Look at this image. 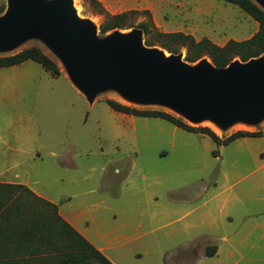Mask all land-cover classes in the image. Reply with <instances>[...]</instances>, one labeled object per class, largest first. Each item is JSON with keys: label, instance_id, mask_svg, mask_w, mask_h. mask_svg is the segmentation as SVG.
<instances>
[{"label": "rangeland", "instance_id": "1", "mask_svg": "<svg viewBox=\"0 0 264 264\" xmlns=\"http://www.w3.org/2000/svg\"><path fill=\"white\" fill-rule=\"evenodd\" d=\"M72 6L93 24L97 39L138 32L143 44L180 55L190 67L214 65L207 56L186 61L184 37L223 47L259 30L252 17L224 0H72ZM8 7L9 0H0V19ZM123 13L129 15L122 28L101 32L110 17ZM30 47L59 72L55 76L32 60L0 68V181L12 182L7 175L20 173L64 212L77 215L90 234L125 237L106 253L118 264H264V135L218 146L207 135L159 118L115 112L107 100L167 112L222 140L238 131H262L264 118L225 128L219 123L226 130L218 134L207 125L209 118L190 123L165 103L129 101L116 83L90 101L65 59L40 35L0 50V58ZM13 257L0 264L59 262Z\"/></svg>", "mask_w": 264, "mask_h": 264}, {"label": "water", "instance_id": "2", "mask_svg": "<svg viewBox=\"0 0 264 264\" xmlns=\"http://www.w3.org/2000/svg\"><path fill=\"white\" fill-rule=\"evenodd\" d=\"M253 1L264 10V0ZM29 34L40 35L65 59L90 101L116 83L125 99L165 103L193 122L213 118L224 127L264 118V57L226 68L207 61L190 67L180 55L143 44L138 32L97 39L72 0H9L0 19V50L15 48Z\"/></svg>", "mask_w": 264, "mask_h": 264}, {"label": "trees", "instance_id": "3", "mask_svg": "<svg viewBox=\"0 0 264 264\" xmlns=\"http://www.w3.org/2000/svg\"><path fill=\"white\" fill-rule=\"evenodd\" d=\"M224 1L239 6L259 24V30L247 40H229L223 47L217 46L207 38L195 42L191 37H184L188 41V46L190 48L186 61L195 63L207 56L216 68H226L234 59L238 58L241 62L245 63L264 54V10L253 0ZM2 12L3 10L0 11V14ZM128 15L129 13H123L118 16L110 17L109 21L102 25L101 32L106 33L112 29L122 28L123 25L121 22H123ZM146 45L149 47L154 46V44L149 41L146 42ZM168 50L174 54L177 53L172 49ZM29 60L37 62L51 74L55 76L58 75L59 71L55 63L37 47H30L16 54L1 57L0 68L13 67ZM107 104L112 110L121 114L145 118H159L184 131L207 135L218 146L229 145L241 138H258L264 135V129L257 132L238 131L222 140L209 128L192 127L186 124L182 119L167 112L142 111L113 100H107ZM3 196L6 200H0V220H9L11 210H21V207L24 205L22 201L25 197L34 199L43 205L38 215L41 218H44L46 215L47 219H50L51 224H46L45 227L43 223H37V230L35 232L36 238L42 245L45 241L44 229H47L46 250L59 259V262H56V264H113L103 253L76 232L59 215L57 205L37 197L27 186L0 183V199ZM48 229L51 231L50 241H48ZM32 233L34 232L24 230L23 226L20 225L15 226L10 235L20 236L21 238H25V241L28 242L30 240L29 237L32 238ZM48 243L50 245H48Z\"/></svg>", "mask_w": 264, "mask_h": 264}, {"label": "crops", "instance_id": "4", "mask_svg": "<svg viewBox=\"0 0 264 264\" xmlns=\"http://www.w3.org/2000/svg\"><path fill=\"white\" fill-rule=\"evenodd\" d=\"M40 157V156H39ZM8 172L13 170V167L11 169H7ZM5 173H0V177L4 176ZM8 177L13 178V181H0L2 184H15V185H24L27 186L37 197L44 199L50 203H53L58 206V212L59 215L81 236H83L88 242H90L97 250H99L101 253H103L113 264H118L117 262H114L108 254H106L108 251H111L114 249L112 247L113 242L118 241L119 239H125V237H116L109 236V235H92L90 234V229L87 227V224L82 225L80 221L78 220V216L69 213L68 211H63L60 204L55 202L52 198L49 196L33 189L30 185V181H23L20 173H10L7 175ZM71 199V198H68ZM0 200H6V198L3 196ZM20 202V201H18ZM22 204L26 206H22L21 210H11L10 211V219L9 220H0V260H5L8 258H14V255L19 256H28V258H35L40 257L42 255L44 260H46L48 257L53 258L54 254L51 252H47L46 246H47V229H44V238L45 241L41 245L36 238V230H37V223H43L46 227V224H51L50 219H47V216L45 215L44 218H41L38 214L40 209L42 208V204L34 199H30L29 197H25V199L22 201ZM23 226L24 230L33 231L32 238L28 242H26L25 238H20L18 236L10 235V233L13 232L15 226ZM51 231L48 229V238L50 241L51 239ZM28 236V235H27ZM99 243L101 245H99ZM105 243H108V245H105ZM48 245H50L48 243ZM50 251V250H49ZM42 260V259H41Z\"/></svg>", "mask_w": 264, "mask_h": 264}, {"label": "bare ground", "instance_id": "5", "mask_svg": "<svg viewBox=\"0 0 264 264\" xmlns=\"http://www.w3.org/2000/svg\"><path fill=\"white\" fill-rule=\"evenodd\" d=\"M78 14V13H77ZM80 17V16H79ZM184 117L185 119L190 122V123H193V121L184 114ZM207 125L210 126L216 133L218 134H222L225 132L226 129L222 128L220 125H219V122L216 121L215 119L213 118H209V121L207 122ZM243 129V128H242Z\"/></svg>", "mask_w": 264, "mask_h": 264}]
</instances>
